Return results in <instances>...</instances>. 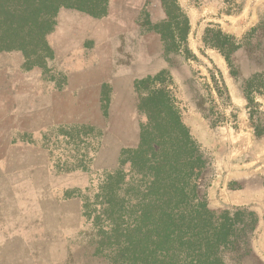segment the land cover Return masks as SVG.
<instances>
[{
    "label": "rangeland",
    "instance_id": "374dc122",
    "mask_svg": "<svg viewBox=\"0 0 264 264\" xmlns=\"http://www.w3.org/2000/svg\"><path fill=\"white\" fill-rule=\"evenodd\" d=\"M218 32L240 46L229 66ZM44 38L32 64L0 52V264H112L115 225L144 189L131 158L150 87L166 89L205 162L176 232L204 247L222 233L224 264H264V92L251 81L264 0H108L100 18L60 8ZM230 194L242 198L220 202Z\"/></svg>",
    "mask_w": 264,
    "mask_h": 264
},
{
    "label": "trees",
    "instance_id": "16d2710c",
    "mask_svg": "<svg viewBox=\"0 0 264 264\" xmlns=\"http://www.w3.org/2000/svg\"><path fill=\"white\" fill-rule=\"evenodd\" d=\"M107 1L0 0V52L20 51L28 64L35 63L41 60V54L49 51L44 37L52 31L60 8L100 18L107 13ZM164 24L172 26L170 19ZM179 37L183 39L182 34ZM211 46L221 53L228 66L232 53L240 47L233 37L220 32ZM163 47L166 53L172 48ZM260 52L264 58V50ZM159 76L147 77L139 84L149 85L159 81ZM251 81L257 84L253 89L255 92H264V67ZM137 107L146 115L147 122L141 125L139 146L132 152L131 164L139 168L141 174H146L142 176L144 189L138 191L137 203L133 206L135 212L128 217L130 223L122 231L115 225L114 232L120 231L123 242L121 247L116 244L112 264L118 261L120 264H224L219 255V243L216 244L223 239L222 233L215 237L212 246L204 247L202 244L197 246L192 241L193 236L187 235L184 228L176 232L175 218L181 217L191 206L195 207L188 204L198 200L199 170L205 162L196 154L195 143L181 122L168 92L164 88L150 87L146 95L139 98ZM169 155L174 159H169ZM175 161L178 169H175ZM148 226L151 229H145ZM193 244H196L194 249L191 248ZM150 245L155 246L156 252L150 250Z\"/></svg>",
    "mask_w": 264,
    "mask_h": 264
},
{
    "label": "crops",
    "instance_id": "0c3cea01",
    "mask_svg": "<svg viewBox=\"0 0 264 264\" xmlns=\"http://www.w3.org/2000/svg\"><path fill=\"white\" fill-rule=\"evenodd\" d=\"M228 196V197H227ZM227 196H225V197H221V199L220 200H223V201H220V202H224V201H226V200H229V203L230 204H235V203H237V200L238 199H240V198H242L241 197V195L240 194H234V195H227ZM214 196H212L211 197V200H212V202L214 203V202H216V203H218V201L217 200H215L214 198H213ZM229 198V199H228Z\"/></svg>",
    "mask_w": 264,
    "mask_h": 264
}]
</instances>
